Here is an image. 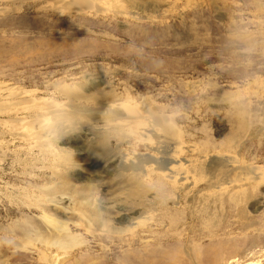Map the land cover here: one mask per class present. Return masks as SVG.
<instances>
[{
  "label": "rangeland",
  "instance_id": "374dc122",
  "mask_svg": "<svg viewBox=\"0 0 264 264\" xmlns=\"http://www.w3.org/2000/svg\"><path fill=\"white\" fill-rule=\"evenodd\" d=\"M60 1L0 0V88L59 102L62 85H89L86 94L100 100L148 98L175 113L187 142L234 156L222 183L242 187L214 204L184 207L182 198L179 216L170 212L181 219L159 231L158 206L132 230L110 221L123 211L105 210L127 187L91 164L95 182L70 172L71 184L88 182L95 192L66 217L50 206L57 197L47 191L56 183L49 161L1 127L0 264H45L41 256L56 264H264V0H86L83 10ZM79 142L73 134L66 147ZM131 143L110 147L146 152ZM248 166L259 176H246L240 167ZM97 212L123 233L108 235ZM48 215L80 244L65 251L41 242L58 235Z\"/></svg>",
  "mask_w": 264,
  "mask_h": 264
},
{
  "label": "bare ground",
  "instance_id": "6f19581e",
  "mask_svg": "<svg viewBox=\"0 0 264 264\" xmlns=\"http://www.w3.org/2000/svg\"><path fill=\"white\" fill-rule=\"evenodd\" d=\"M73 3L76 5L73 9L83 10L88 7L86 0H69V4ZM60 91L65 95L62 102L40 100L33 93H17L11 88H0V128L5 127L9 133L21 139L22 144L37 148L45 161H49L48 168L56 183L55 186L48 187L47 191L58 199L49 198L54 211L64 212L66 216L73 203L87 205L95 192V186L88 182L80 186L71 184V174L72 177L94 182L104 175L120 179L121 184L127 187V194L125 198L108 202L109 206L105 210L112 212V206L123 211L119 218H109L119 225L128 223L130 226L126 229L142 226L151 211L158 212L159 206L162 211L158 212L160 220L154 222L159 231L160 228L168 227L166 221L169 225L177 223L179 217L170 215V212L175 211L177 215L181 212L182 198L185 200L184 207L191 206L195 199L210 200L214 204L242 187L234 181L224 184L221 179L226 171L236 168L235 157L187 142L178 126L175 113L166 110L165 106L154 104L148 98H142L140 102L132 101L129 97L114 99L115 96L111 93L106 99H96L86 94L90 91L89 85H62ZM149 113L158 119L163 130L146 126ZM73 134L80 142L75 143L76 146L71 151L66 146L69 136ZM112 140H117L119 145L139 142L144 144L146 152L128 154L121 147L114 152L110 147ZM91 164L92 167L101 166L97 172L101 178H90ZM240 168L249 177L259 174V170L254 167ZM161 176L170 184V199H162L154 188V180ZM203 181L205 187L200 188ZM101 214L97 212L93 215L105 223L100 224L107 228L106 233L120 236L122 230L116 224L108 225L109 218L104 222ZM47 221L58 230V235L55 239L38 237L41 242L65 251L74 244H80L76 242L75 234L70 233L68 224L61 219L48 215ZM157 230L148 225L147 233L155 236ZM128 245L131 246V243ZM54 257L41 256L40 260L45 264H56ZM141 259L136 260L135 264H146ZM177 262L179 264L178 260Z\"/></svg>",
  "mask_w": 264,
  "mask_h": 264
},
{
  "label": "clouds",
  "instance_id": "9594fccd",
  "mask_svg": "<svg viewBox=\"0 0 264 264\" xmlns=\"http://www.w3.org/2000/svg\"><path fill=\"white\" fill-rule=\"evenodd\" d=\"M146 126L149 128L155 127L158 130H163L160 127L159 121L156 117L152 116L150 113L147 116ZM154 188L160 194L162 199H170V184L164 177H157L154 180Z\"/></svg>",
  "mask_w": 264,
  "mask_h": 264
}]
</instances>
